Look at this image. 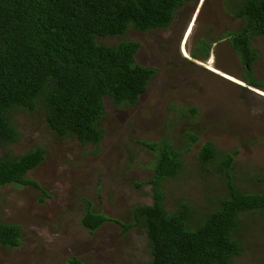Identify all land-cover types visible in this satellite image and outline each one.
<instances>
[{"label":"rangeland","instance_id":"374dc122","mask_svg":"<svg viewBox=\"0 0 264 264\" xmlns=\"http://www.w3.org/2000/svg\"><path fill=\"white\" fill-rule=\"evenodd\" d=\"M235 2L193 0L177 10L175 22L166 29L143 32L130 27L121 38L106 39L140 41L137 61L157 72L135 105L106 102L105 136L99 146L58 136L40 113L19 114L20 137L7 146L13 154L39 145L46 148L45 160L28 176L47 194L40 202L44 194L33 185L0 188V220L21 224L23 232L20 246H0V264H73L72 258L75 264L150 260L145 229L125 232L119 223L107 222L91 232L81 222L86 208L82 203L89 198L97 211L122 220L135 204L154 203L151 184L137 187L136 182L154 176L159 146L151 149L140 141L159 144L167 139L183 150L180 174L162 187L168 211L189 203L198 218L228 195L225 174L199 157L208 142L222 152L238 151L233 167L237 186L259 190L264 185L259 183L264 175V89L244 81L245 65L228 40L229 32L240 25L226 12ZM205 39L211 41L208 57ZM253 45L261 54L255 76L264 81V36H257ZM194 107L196 114L190 111ZM189 133L198 140L184 150ZM6 147L0 148V155ZM245 215L238 234L242 253L232 263L264 264V212Z\"/></svg>","mask_w":264,"mask_h":264},{"label":"trees","instance_id":"16d2710c","mask_svg":"<svg viewBox=\"0 0 264 264\" xmlns=\"http://www.w3.org/2000/svg\"><path fill=\"white\" fill-rule=\"evenodd\" d=\"M190 1L0 0V148L19 139V114L33 112L40 113L58 136L99 146L105 136L106 102L135 105L157 72L137 61L140 41L106 43V39L121 38L130 27L143 32L166 29L175 22L177 10ZM226 12L240 20L228 40L245 65L244 81L263 90L264 81L254 72L261 54L253 43L264 36V0H236ZM209 39L204 40L206 57ZM222 94L224 100L225 90ZM190 111L196 114L197 108ZM187 136L190 141L184 150L198 140L193 133ZM140 143L151 149L159 146L154 176L136 182L137 187L151 184L154 203L135 204L122 220L97 211L89 198L82 203L86 205L82 225L91 232L107 222L119 223L125 232L145 229L152 258L142 264H233L243 248L239 236L243 213L264 212V185L257 190L234 183L238 151L222 152L212 142L203 145L200 159L205 165L216 164L217 172L225 174L229 193L197 218L189 203L168 211L163 201L164 181L183 168V150L167 139ZM46 153L42 145L21 154H13L7 146L0 155V188L33 185L43 192L39 201L44 202L47 191L28 173L45 160ZM261 177L259 183L264 182ZM22 233L21 224L0 220V246H20Z\"/></svg>","mask_w":264,"mask_h":264},{"label":"flooded vegetation","instance_id":"af4514ba","mask_svg":"<svg viewBox=\"0 0 264 264\" xmlns=\"http://www.w3.org/2000/svg\"><path fill=\"white\" fill-rule=\"evenodd\" d=\"M183 36H184V33H183V35H182V38H183Z\"/></svg>","mask_w":264,"mask_h":264},{"label":"water","instance_id":"95a60500","mask_svg":"<svg viewBox=\"0 0 264 264\" xmlns=\"http://www.w3.org/2000/svg\"><path fill=\"white\" fill-rule=\"evenodd\" d=\"M223 75V74H222ZM224 76V75H223ZM224 77H227V76H224ZM229 79V78H228Z\"/></svg>","mask_w":264,"mask_h":264},{"label":"clouds","instance_id":"9594fccd","mask_svg":"<svg viewBox=\"0 0 264 264\" xmlns=\"http://www.w3.org/2000/svg\"><path fill=\"white\" fill-rule=\"evenodd\" d=\"M255 88V87H254ZM257 89H259V88H257ZM262 90V89H261ZM22 239V238H21Z\"/></svg>","mask_w":264,"mask_h":264},{"label":"bare ground","instance_id":"6f19581e","mask_svg":"<svg viewBox=\"0 0 264 264\" xmlns=\"http://www.w3.org/2000/svg\"><path fill=\"white\" fill-rule=\"evenodd\" d=\"M220 72V71H219ZM227 75V74H226Z\"/></svg>","mask_w":264,"mask_h":264}]
</instances>
